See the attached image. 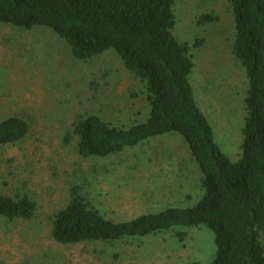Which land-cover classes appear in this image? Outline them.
<instances>
[{"label":"rangeland","instance_id":"obj_1","mask_svg":"<svg viewBox=\"0 0 264 264\" xmlns=\"http://www.w3.org/2000/svg\"><path fill=\"white\" fill-rule=\"evenodd\" d=\"M175 14V35L191 46L196 101L219 146L237 161L248 82L233 55V10L227 0H175ZM207 15L217 21L206 23ZM198 41L202 45L195 47ZM149 113L144 84L115 53L79 61L50 29L24 31L0 23V123L15 116L29 125L23 140L0 146V195L28 196L37 205L31 221L0 217V264L212 262L217 247L205 226L76 246L59 245L51 237L52 219L76 186L115 222L200 202L202 172L177 133L113 157L90 159L78 155L75 139H66L80 116L129 128L147 121Z\"/></svg>","mask_w":264,"mask_h":264},{"label":"trees","instance_id":"obj_2","mask_svg":"<svg viewBox=\"0 0 264 264\" xmlns=\"http://www.w3.org/2000/svg\"><path fill=\"white\" fill-rule=\"evenodd\" d=\"M234 14L233 55L248 82L244 100L241 155L232 161L198 105L191 83V46L175 35V0H0V23L24 31L52 30L76 60L115 53L145 86L147 121L129 128L97 116H80L66 133L83 159L108 158L177 133L202 172L204 196L194 207L167 208L127 222L106 219L73 187L58 211L51 237L59 245L113 243L177 228H209L216 256L209 264H264V0H227ZM206 23L217 21L207 15ZM197 42L195 47H200ZM29 133L28 123L9 117L0 123V146ZM37 205L28 196L0 195V217L31 221ZM183 239L181 233L178 234Z\"/></svg>","mask_w":264,"mask_h":264}]
</instances>
